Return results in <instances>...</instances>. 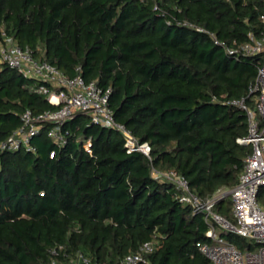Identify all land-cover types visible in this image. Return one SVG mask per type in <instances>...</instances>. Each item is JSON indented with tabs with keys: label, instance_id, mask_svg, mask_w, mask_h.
Returning <instances> with one entry per match:
<instances>
[{
	"label": "trees",
	"instance_id": "1",
	"mask_svg": "<svg viewBox=\"0 0 264 264\" xmlns=\"http://www.w3.org/2000/svg\"><path fill=\"white\" fill-rule=\"evenodd\" d=\"M263 3L0 0V39L11 36L67 76L80 66L86 81L111 89L114 119L151 149L150 160L128 153L119 132L79 113L61 124L62 144L45 122L30 149L0 150V264H64L78 252L88 264H117L152 238L159 245L145 264H212L196 246L210 224L151 168L175 169L201 197L234 187L251 148L236 141L247 134V116L230 101L252 105L249 86L264 58L230 55L203 30L230 46L245 42L260 28ZM34 84L1 65L0 141L26 109L57 107ZM215 211L234 222L229 195ZM219 234L240 249L253 245Z\"/></svg>",
	"mask_w": 264,
	"mask_h": 264
},
{
	"label": "built area",
	"instance_id": "2",
	"mask_svg": "<svg viewBox=\"0 0 264 264\" xmlns=\"http://www.w3.org/2000/svg\"><path fill=\"white\" fill-rule=\"evenodd\" d=\"M264 2V0H263ZM264 6V3H263ZM157 9V5H154ZM260 28L250 32L248 40L230 46L209 33L216 44H219L230 55L235 57L260 55L264 58V7L259 15ZM6 64L16 69L23 77L32 78L35 84L32 90L57 107L39 114L26 109L21 114V125L0 141V150L13 151L21 147L30 149V138L41 129L42 123H50L48 136L58 144L64 143L61 124L75 115L86 114L91 123L114 129L121 135L126 152H141L150 160V145L140 142L122 123L117 122L113 110L109 106L110 88H103L95 80L86 81L79 73L67 76L57 66L45 59L34 56L31 48L18 45L14 39L3 33L0 39V69ZM248 95L252 105L245 99L232 100L231 104L241 107L247 116V134L236 141L248 144L250 152L243 160V168L238 174L237 182L228 194L218 189L210 197H201L193 192L187 179L175 169L158 171L151 168L152 175L158 180H166L174 184L178 191V200L190 205L194 213H201L210 224L206 231V240L196 242L198 250L212 264H264V60L257 68L254 81L249 86ZM83 147L91 152V142L85 140ZM229 195L230 212L234 222L229 221L215 211L217 201ZM219 231H227L249 240L251 248H238L232 242L224 241ZM159 245L157 238L144 241L137 250L125 254L117 264H145L147 254ZM89 259L78 252L64 264H88ZM47 264H62L51 260Z\"/></svg>",
	"mask_w": 264,
	"mask_h": 264
},
{
	"label": "rangeland",
	"instance_id": "3",
	"mask_svg": "<svg viewBox=\"0 0 264 264\" xmlns=\"http://www.w3.org/2000/svg\"><path fill=\"white\" fill-rule=\"evenodd\" d=\"M229 190L228 189H223L222 192H223V194H228ZM223 239H224V241H228L229 240L228 236H223Z\"/></svg>",
	"mask_w": 264,
	"mask_h": 264
}]
</instances>
